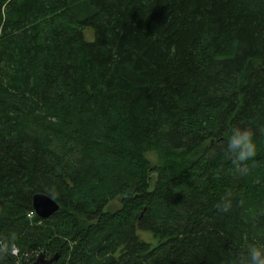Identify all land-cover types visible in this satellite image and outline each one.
I'll return each instance as SVG.
<instances>
[{"label":"trees","instance_id":"obj_1","mask_svg":"<svg viewBox=\"0 0 264 264\" xmlns=\"http://www.w3.org/2000/svg\"><path fill=\"white\" fill-rule=\"evenodd\" d=\"M42 250L264 264V0H0V264Z\"/></svg>","mask_w":264,"mask_h":264},{"label":"water","instance_id":"obj_2","mask_svg":"<svg viewBox=\"0 0 264 264\" xmlns=\"http://www.w3.org/2000/svg\"><path fill=\"white\" fill-rule=\"evenodd\" d=\"M33 206L35 212L41 218H49L60 208V204L54 198L43 192H38L34 195ZM58 259V253L53 256H48L46 252L42 250L30 264H54Z\"/></svg>","mask_w":264,"mask_h":264},{"label":"rangeland","instance_id":"obj_3","mask_svg":"<svg viewBox=\"0 0 264 264\" xmlns=\"http://www.w3.org/2000/svg\"><path fill=\"white\" fill-rule=\"evenodd\" d=\"M85 34H86V38L88 39V40H94V38H95V32H94V30L93 29H86L85 30ZM146 156L152 161V162H155L156 161V159H157V156H156V154L154 153V152H148L147 154H146ZM112 204H114V205H118V202L117 201H115V202H113Z\"/></svg>","mask_w":264,"mask_h":264},{"label":"built area","instance_id":"obj_4","mask_svg":"<svg viewBox=\"0 0 264 264\" xmlns=\"http://www.w3.org/2000/svg\"><path fill=\"white\" fill-rule=\"evenodd\" d=\"M14 248H15V247H14ZM13 254H16V255H17V254H18V249H14V250H13Z\"/></svg>","mask_w":264,"mask_h":264}]
</instances>
